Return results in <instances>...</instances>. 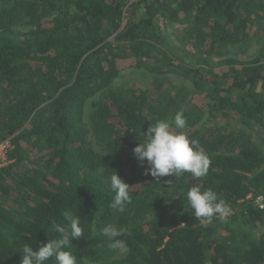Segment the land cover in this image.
Masks as SVG:
<instances>
[{"label":"trees","instance_id":"16d2710c","mask_svg":"<svg viewBox=\"0 0 264 264\" xmlns=\"http://www.w3.org/2000/svg\"><path fill=\"white\" fill-rule=\"evenodd\" d=\"M127 70L148 84L117 82ZM177 112L211 163L200 180L157 185L133 149ZM6 140L0 264L55 238L65 211L84 229L77 264H264V0H0ZM112 171L133 188L121 214ZM196 184L230 206L226 222L192 217ZM106 223L127 229L126 253L99 235Z\"/></svg>","mask_w":264,"mask_h":264},{"label":"clouds","instance_id":"9594fccd","mask_svg":"<svg viewBox=\"0 0 264 264\" xmlns=\"http://www.w3.org/2000/svg\"><path fill=\"white\" fill-rule=\"evenodd\" d=\"M187 121L182 112H177L171 121L158 120L143 133L133 149V156L139 166L145 168V175H150L159 184L164 177H181L185 173L193 179L200 180L208 173L209 157L200 149L198 141L189 139L183 131ZM109 173V172H108ZM105 183L112 193L108 207L115 214L124 213L126 207L132 203L130 188L115 171L107 176ZM165 184L172 185L173 181L164 180ZM187 205L192 217L202 224L211 222L214 217L226 222L231 214L230 206L219 199L218 194L211 188L202 190L199 184L191 186L186 192ZM52 232L56 237L35 250L32 245L25 243L22 249L19 264H77V256L71 249V241L84 237L80 218L71 211L63 213V222H52ZM127 229L117 227L114 223H106L99 228L110 250L117 253L128 251L127 242L123 237ZM87 264H95L93 260L84 259Z\"/></svg>","mask_w":264,"mask_h":264},{"label":"rangeland","instance_id":"374dc122","mask_svg":"<svg viewBox=\"0 0 264 264\" xmlns=\"http://www.w3.org/2000/svg\"><path fill=\"white\" fill-rule=\"evenodd\" d=\"M121 66H122V63H121ZM123 73H124V76L121 79L117 80V82L122 83L124 80H127L129 82L136 83V84H142V85L148 84L147 79L142 76L143 73H141L137 70H127ZM233 116H235V115H233ZM234 120H235L234 117L232 119L231 118L229 119V121L233 124H234ZM249 130L252 131V132H250L252 134H255V132H256L253 128H249ZM3 164H4V162H3Z\"/></svg>","mask_w":264,"mask_h":264},{"label":"built area","instance_id":"2783aa9c","mask_svg":"<svg viewBox=\"0 0 264 264\" xmlns=\"http://www.w3.org/2000/svg\"><path fill=\"white\" fill-rule=\"evenodd\" d=\"M10 148V143L8 140L0 143V166L3 165V161L5 160V153ZM255 204L259 209L264 207V199L262 197H257L255 199Z\"/></svg>","mask_w":264,"mask_h":264}]
</instances>
